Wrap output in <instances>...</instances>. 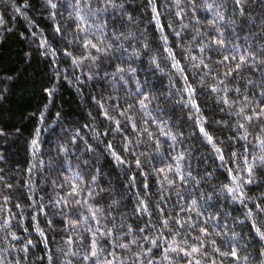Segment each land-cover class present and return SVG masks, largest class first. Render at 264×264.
Returning a JSON list of instances; mask_svg holds the SVG:
<instances>
[{
    "label": "trees",
    "instance_id": "16d2710c",
    "mask_svg": "<svg viewBox=\"0 0 264 264\" xmlns=\"http://www.w3.org/2000/svg\"><path fill=\"white\" fill-rule=\"evenodd\" d=\"M0 264H264V0H0Z\"/></svg>",
    "mask_w": 264,
    "mask_h": 264
}]
</instances>
